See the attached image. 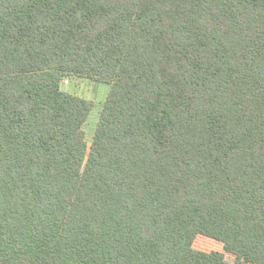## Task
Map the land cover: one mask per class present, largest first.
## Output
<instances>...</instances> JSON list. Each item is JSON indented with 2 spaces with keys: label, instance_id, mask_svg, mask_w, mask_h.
Segmentation results:
<instances>
[{
  "label": "trees",
  "instance_id": "obj_1",
  "mask_svg": "<svg viewBox=\"0 0 264 264\" xmlns=\"http://www.w3.org/2000/svg\"><path fill=\"white\" fill-rule=\"evenodd\" d=\"M198 236L264 264V0H0V264H229Z\"/></svg>",
  "mask_w": 264,
  "mask_h": 264
},
{
  "label": "rangeland",
  "instance_id": "obj_2",
  "mask_svg": "<svg viewBox=\"0 0 264 264\" xmlns=\"http://www.w3.org/2000/svg\"><path fill=\"white\" fill-rule=\"evenodd\" d=\"M61 89L69 94L89 100L94 105L93 110L83 127L86 145L87 148H89L108 86L85 78H68L62 81ZM193 248L206 253L211 251L222 253L224 255V260L227 263H234V258L230 254L224 252L222 244L214 240L198 236L193 243Z\"/></svg>",
  "mask_w": 264,
  "mask_h": 264
}]
</instances>
